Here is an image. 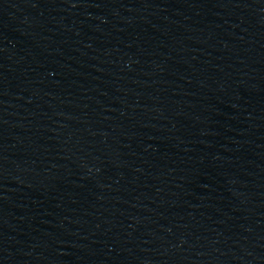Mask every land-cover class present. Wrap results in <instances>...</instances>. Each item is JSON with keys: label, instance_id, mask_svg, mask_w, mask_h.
<instances>
[{"label": "water", "instance_id": "water-1", "mask_svg": "<svg viewBox=\"0 0 264 264\" xmlns=\"http://www.w3.org/2000/svg\"><path fill=\"white\" fill-rule=\"evenodd\" d=\"M0 264H264V0H0Z\"/></svg>", "mask_w": 264, "mask_h": 264}]
</instances>
